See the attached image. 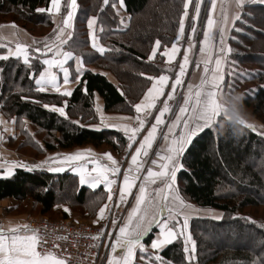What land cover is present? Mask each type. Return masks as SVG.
<instances>
[{
    "label": "trees",
    "instance_id": "1",
    "mask_svg": "<svg viewBox=\"0 0 264 264\" xmlns=\"http://www.w3.org/2000/svg\"><path fill=\"white\" fill-rule=\"evenodd\" d=\"M184 3L185 0H124V12L129 16L125 26L115 9L104 5L103 0H77L72 38L65 46L94 69H84L81 72L82 83L71 89V96H62L35 90L34 79L30 77L33 72L39 74L43 67L40 62L33 60L30 69L22 59L0 60V111L13 116L15 123L23 120L27 127L44 131L50 138L43 142L46 151L72 150L86 145L114 148V139L123 141L122 132L90 126L98 118L95 94L102 98L105 111L133 113V105L152 82L145 77H156L167 70L164 58L158 54L149 61V55L157 39L162 42L161 52L164 46L168 47L175 40ZM49 5L50 0H0V14L11 12L7 14L9 18H3L32 32V36L39 39L43 35L36 36L33 27L44 34L53 31L51 13L37 12L39 8H49ZM240 16L228 37L231 52L225 56L223 96L236 109H248L252 116L262 119L264 5L247 3ZM93 17L97 18V33L106 49L104 53L92 49L86 38L87 20ZM96 69L107 71L109 75ZM109 76L117 83L114 84ZM85 86L87 92L83 91ZM229 88L230 92L227 91ZM134 91L135 94H131ZM45 104L64 106L68 118L51 108L46 109L43 107ZM17 128L20 134V128ZM24 131L27 130L24 128ZM232 140L239 144L238 151L232 147ZM11 143L19 152L23 151L20 153L33 155L25 151V147H31L28 142L14 140ZM181 164L182 168L177 172L181 192L196 205L221 210L225 215L220 220L203 218L192 221L196 250L191 264H262L264 221L252 220L255 223H251L246 215L237 213L246 207H261L264 219V137L237 120L221 117L211 127L197 132L187 145ZM78 181V177L67 170L54 173L45 168H33L31 171L15 168L10 176L0 177V200L14 199L15 204L7 211H28L36 219L52 211L66 214L57 208L61 202L57 200V191L69 186L65 188V195H73L80 206V213L95 217L105 202L102 198L107 195L106 191L101 186L94 190L81 186ZM73 182H76L75 188L72 187ZM93 198L97 199L94 204ZM225 229L229 237L223 236L221 245L213 242L211 245L209 231ZM155 232L156 228L143 238V243H150ZM184 249L177 239L161 249L158 255L167 264H189Z\"/></svg>",
    "mask_w": 264,
    "mask_h": 264
},
{
    "label": "snow or ice",
    "instance_id": "2",
    "mask_svg": "<svg viewBox=\"0 0 264 264\" xmlns=\"http://www.w3.org/2000/svg\"><path fill=\"white\" fill-rule=\"evenodd\" d=\"M247 0H236L238 6H243ZM255 2V0H254ZM261 5H264V0H258ZM121 6L124 0H119ZM210 3L208 8L207 19L204 22L203 39L200 41L199 53L202 59H197L195 65L197 68L203 64V72L205 75L201 78L200 84L193 88L192 85H187L186 92L183 93V104H180L179 97L181 93L179 88L185 87L183 78L186 75V65L191 63L189 53L196 47L194 43H189V46L184 49L182 61L179 64V71L176 73L175 79L171 81L170 91L165 92V88L169 87L170 77L168 75H159L158 77L146 76L145 78L152 81L148 87L143 100L140 103L133 105L136 112L135 122L136 127L131 129L128 126H123L121 130L124 132L129 143L128 148L132 149L137 142L138 147H135L134 154L131 155V161L127 169H121L119 162L115 160L111 154H105L106 162H101L94 157H85L82 153H75L67 155L63 159V163L72 165L73 170L79 174V183L81 186H89L91 189L98 188L103 184L107 191L109 201L113 200V192L111 185L116 183L117 177L123 171V178L119 189V194L113 207L119 208L121 205L128 203L127 197H133L135 204L128 213L127 220L123 218L120 220L113 219L112 226L116 229V234L112 231L105 233L102 229L93 239H99L107 235L109 243L106 247L112 253H123L117 258H107V264H133L135 260V250L144 254L141 259L147 261V264H164L163 258L160 255L147 254V250L141 243V236L149 231L151 225L159 220L158 227L160 228V236L151 242V249L159 252L164 246L173 243L174 239H180L185 236V229L188 228V212L186 209L191 208L184 200L175 195L177 190L175 184L177 172L181 170L182 164H179V158L185 151V145L190 144L192 138L197 135V129L211 127L218 121V118H227L228 105L231 103L228 99L221 101V96L225 95V89L222 87L224 77L219 75L221 66V57L225 49L223 47V36L226 31L225 28L220 27L213 19L212 13L216 6V0H185L184 12L179 21V30L176 40L172 43L171 49L164 46V51H159L162 42L157 39L149 55V61L154 60L159 54L162 58H166V63L171 64L175 57L180 52L179 45L185 36V20L189 19V6H194V14L190 17V33L189 41L197 34L196 24L200 20V12L202 5ZM106 6L115 7L111 0H103ZM78 7L77 0H64V11L66 15L63 17L62 25L53 30L54 40L51 44L45 42L42 46L31 47L29 45L16 44L15 50H9L8 55H0V60H8L10 58L22 59L23 63L28 65L31 69L33 67V60L41 63L42 70L37 75L32 73L31 77L34 79L36 91L47 93L49 88L56 94L62 96H71L72 91L65 89L61 91L60 79L62 78L63 85H67L73 80L79 85L82 83L81 72L84 70L82 63L75 67V77L72 76V70L67 66L70 61L76 62L78 58L72 51L64 50V46L69 44L71 34L68 32L73 27L74 15ZM55 9L56 14L62 12V0H50L49 8H39L37 12L51 13ZM95 17L87 20V27L90 30V35L93 37L92 46L95 48L94 32L92 31L96 23ZM241 16L237 15L234 20H240ZM227 17L225 16V21ZM12 27L16 25L13 22ZM67 34V38L65 35ZM38 44L39 42H33ZM2 48H7V45H0ZM99 51L104 53L105 48L100 47ZM231 52V49L227 50ZM41 57H45L41 59ZM50 57V58H49ZM211 65V67H210ZM52 69H58L62 77L58 76ZM211 73V82L208 79V74ZM236 74V73H233ZM144 75L143 73L141 74ZM87 92V87L83 88ZM228 92L231 91L229 88ZM164 98L161 101V98ZM27 99V97H22ZM162 102V107L157 109V102ZM169 102H173L179 110V114L170 106ZM46 109L50 106L43 105ZM51 110L59 113L60 116L65 117L67 114L64 106H52ZM156 110L157 114L154 117V122L150 128H147L146 135H143L141 140L137 138L145 131L148 118L153 115ZM166 114L175 115V121L169 122L165 120ZM215 118V119H214ZM244 124L246 127L253 129L254 125L245 124V121L240 119L237 121ZM6 122L0 120V125ZM15 123V121H12ZM78 123V122H74ZM166 127L167 131H161V128ZM173 129H187V131H180L179 139H170V136H175ZM3 131H8L4 128ZM167 142L165 149L156 150L155 159H147L152 152L153 144L158 139ZM264 136V132L261 133ZM3 140V135L0 134V141ZM56 162V158H50ZM92 167L89 169L88 165ZM148 165L147 167H145ZM158 168L159 171L154 170ZM32 169L30 168L29 171ZM63 167H49L48 171L59 173L63 172ZM4 169L0 168V172ZM131 173V175H130ZM150 185H157L149 191ZM136 189L135 192L132 190ZM159 207L160 212L166 213L162 219L155 214L156 207ZM106 209L111 212L112 209L105 205L99 209L98 220H104ZM64 211L68 213L70 210L65 208ZM222 219V217H214ZM240 218V217H234ZM249 222L255 223L249 218ZM95 223V222H94ZM119 225V226H118ZM24 233V234H21ZM31 233V234H28ZM187 241L192 243L189 248L186 244L184 251L188 253V261L191 264L192 255L195 251V242L191 240L190 234L187 235ZM47 241L43 240L36 229H31L28 225H18L15 228H10L5 231L0 228V264H66L64 258H59L53 252L38 251V247L42 248Z\"/></svg>",
    "mask_w": 264,
    "mask_h": 264
},
{
    "label": "crops",
    "instance_id": "3",
    "mask_svg": "<svg viewBox=\"0 0 264 264\" xmlns=\"http://www.w3.org/2000/svg\"><path fill=\"white\" fill-rule=\"evenodd\" d=\"M62 1H64V0H62ZM255 2H258V0H255ZM247 3H254V0H247V2L245 4H247ZM114 4H115L114 9H115L117 15L119 16V18L121 20H123V24L125 26H127L128 21H129V16L127 13L124 12V6L120 5L119 0H115ZM245 4L241 7V6L237 5L236 0H230V1H225V2H223V0H216V6H215V9L212 13V16H213V19L217 22V24L220 27L223 26L227 30L225 41H224L227 44L224 47L225 52H226V47H227V49L229 48L228 43H227L228 37H229L231 30H232V28L236 22V20H234V17H236L237 15H240ZM228 5L230 6L229 8H228ZM49 7H50V5H49ZM209 7H210V3H206L205 5H202L201 12H200V20L196 24L197 34L194 37H192L191 41H189L188 37H189V33H190V24H191L190 17L194 14V6L192 5L189 21L187 22V20H185V36L181 40V44L179 45V47H180L179 54L175 57L174 61L171 64L166 63L165 62L166 58H164V64H165L167 70L162 72L159 75L163 74V75H168L170 77L169 87L165 88V92L170 91V84H171V81L175 79L176 73L179 71V64L182 61L184 49H186L189 46L190 42L194 43L196 45V47L189 53L191 63L189 65L185 66L186 75L183 78L184 83L186 80H201V78L203 77V64L201 63L200 67L197 68L195 65V62L197 59L203 58V57H201V55L199 53V47H200V41L203 39L202 33L204 30V22L207 19ZM225 16L227 17L226 21H225ZM51 17L53 18L52 19V21L54 22L53 27L55 29L59 26V25H57L56 21L59 24L60 15L56 14L55 9H53L51 12ZM2 23L6 24V25H11V26L13 24V22H11V21H7V22L5 21ZM18 29H20V28L18 27ZM178 30H179V28H178ZM92 31L94 32V37H95L94 42L96 44V47L94 48L92 46L93 37L90 35V30L88 28L87 37H88L90 47L92 49H94L95 51H99V48L103 47V45L99 40L96 23H95ZM176 37H177V35H176ZM176 37H175V40H176ZM65 38H67L66 35H65ZM172 43L168 46L169 49H171ZM16 44H20V43H16L15 41L13 42V45H12L13 51L15 50ZM64 50L68 51L65 46H64ZM225 52L221 58L222 62H221L220 73H219V75H222V76L224 73V64H225V56H226ZM74 55H75V53H74ZM75 56L78 58V60L76 62L70 61L69 64L67 65L70 68V70H73V68L75 69V67L79 66L81 63H82L83 69L93 68L92 66L87 65L85 62H83L82 58L79 55H75ZM223 57H224V61H223ZM52 71L56 72L58 76L62 77V74L60 73V71L58 69H52ZM96 71H99L101 73L109 75V74H107V71H104L102 69H96ZM75 75H76V73H74V75L72 73L73 77H75ZM158 76H156V77H158ZM109 78L111 79V81L114 84L117 83V81L113 77L109 76ZM60 84H61V91H64L65 89L71 90L72 88H74L77 85V83L74 80H73V82H71L67 85H63L62 78L60 79ZM183 88H185V87L179 88L178 91L181 92V89H183ZM147 89L142 94V96L136 101L135 104L140 103L143 100ZM48 92L54 93L50 88H49ZM159 103H161V105H162L161 101ZM95 108H96L97 113L99 115L98 116L99 119H97L98 123L92 124L95 126V127H92L94 129L110 128V129L119 130L120 132L124 133L121 130V128L123 126H128L129 129L137 126V124L135 122V117L137 115L136 112L134 114L132 113L133 115H130V116H129V114H121V113H112L113 115H110L109 114L110 112H107L104 110L103 100L97 94H95ZM104 118H106V119H104ZM0 120L6 122L5 124L0 125V134L5 136V135H10L9 133H12L13 137H15V134L17 135L15 123H12L11 121L8 122L4 118V116H2V115H0ZM150 127H151V124H149L148 126L146 125L145 131L142 133V135H140L141 138H143V135H146V130H147V128H150ZM4 128H7L8 131H6V132L3 131ZM163 129L164 128L162 127L161 130H163ZM158 141H159V139H158ZM87 146H89V145L77 147V149L75 148L76 150L72 149L69 152L68 151H60V152L61 153L66 152V153H68L67 155H71V154H75V153L79 152V153H82L85 157H94L97 160H100L101 162H106L105 154H110V153H108L106 151H102L101 155H97L96 151H93V152L88 151V150L85 151V148H88ZM90 147H92V146H90ZM92 148H94V147H92ZM112 157L117 161L119 160L117 156H112ZM33 160L38 161L40 163L39 167H37V165H35V164L31 165L32 163H34ZM57 166L58 167H66L67 171H69L73 175H76L79 179V174L77 171L73 170L72 165H70L68 163H63V162H61L60 159H57L55 163L53 162V160H47L46 156L37 160V159H34L33 157H31L29 155L21 154L17 150L16 146L13 143L9 142V139L8 140L3 139L2 141H0V168L4 169L3 172H0V177L10 176L15 168L31 167V168L35 169V168H45L46 167L45 169H48L49 167H57ZM91 167H92V165L89 164L88 168L90 169ZM120 176H122V175H120ZM119 178H121V177H119ZM121 182H122L121 179H119L118 182L111 185L114 202L116 201L117 196L119 194ZM116 184H117V186H116ZM85 186L90 188L87 185H85ZM100 186H102L104 188V190L107 192V195H108V191H107L106 187L103 184H101ZM132 191L135 192L136 190L133 189ZM114 198H116V199H114ZM127 200L129 202V204L127 203V204L121 205L122 207L126 208L124 211L125 218L128 216V213L131 211L132 207L135 204V200L133 197H127ZM14 204H15V201L12 198H4V199L0 200V228H3L5 231H7L10 228H15L18 225H25V224L28 225L33 219H35L32 217V215L28 211L27 212L26 211H18V212L7 211V208H9L11 205H14ZM104 206H105V203L101 207H104ZM65 208H66L65 205L61 204L60 209L62 211H64ZM67 209H69V208H67ZM98 213H99V210L97 212V215L95 217H92V218L87 217V216L85 218V216H83L79 210L73 211L70 214H71V216H73L72 218H75V219L77 218L78 220H86L89 223H94V222L98 223L99 222ZM39 217H41V216H39ZM152 225L156 226L157 231L154 233V237L152 238L150 243H148L146 245L143 244V245H144L145 249L155 253L156 250L151 249V242L154 239H156L158 236H160V228L158 227L159 220H157V222L153 223ZM112 232H113V235L116 234V229H114L113 226H112ZM21 234H24V233H21ZM28 234H31V233H28ZM141 238H142L141 239V242H142L143 237H141ZM108 243H109V239L106 241H103L99 246V264H107V258L115 259V258H117L118 255H123V253H112L110 251V249L108 247H106V244H108Z\"/></svg>",
    "mask_w": 264,
    "mask_h": 264
},
{
    "label": "rangeland",
    "instance_id": "4",
    "mask_svg": "<svg viewBox=\"0 0 264 264\" xmlns=\"http://www.w3.org/2000/svg\"><path fill=\"white\" fill-rule=\"evenodd\" d=\"M113 3H115V0H111ZM225 1H230V0H223V2H225ZM63 7H64V1H62V12L59 14L60 15V20H59V24H58V22L56 21V23H57V25H59V26H61L62 25V20H63V17L66 15V12L65 11H63ZM230 6L228 5V8H229ZM191 9H192V5H190L189 6V9H188V12H189V17H190V14H191ZM76 10H74V12H75ZM145 10H144V14H145ZM8 13H10V14H12L11 12H3V13H1L0 14V45H7L8 47L7 48H2V47H0V51H2V52H0V55H8L9 54V50H11V51H13V48H12V45H13V42L15 41L16 43H20V44H22V45H29V46H31V47H37V46H42L45 42H47V43H49V44H51L52 42H53V40H54V36H53V31H51L50 32V34H47L48 33V31L44 34V32H42L41 30H39L38 28H34L33 27V29H32V31L34 32V34L36 35V36H40L41 34L43 35V37H41V38H37V37H35V36H32V32H29V31H27L26 29H24L23 27H21V26H19V25H17L16 23H15V25L17 26V27H15V28H13L11 25H6V24H3L2 22H5L6 20H5V18H3V17H5L6 16V18L8 17L9 18V15H7ZM51 19H53L52 17H51ZM187 20V22L189 21V19H186ZM7 22V21H6ZM12 22V21H11ZM52 23H53V26H54V22L52 21ZM18 27L20 28V29H18ZM223 27V26H222ZM224 28V27H223ZM49 29V28H48ZM53 29H54V27H53ZM71 30H73V27L70 29V30H68V32L71 34ZM227 31V30H226ZM226 31L224 32V36H223V47H225L227 44H226V42H224L225 41V37H226ZM87 32H88V29L86 30V35H87ZM38 34H40V35H38ZM66 36H67V34H66ZM87 39H88V37H86ZM13 41V42H12ZM39 42L38 44H34L33 42ZM66 47V46H65ZM67 49V48H66ZM229 49V48H228ZM227 47H226V52H225V54L228 52L227 50ZM68 50V49H67ZM68 51H70V50H68ZM73 52V51H72ZM76 55H78V54H76ZM43 58H45V57H41V59H43ZM50 58V57H49ZM222 58V57H221ZM223 61H224V57H223ZM211 67V66H210ZM73 68V67H72ZM72 73H73V75H74V73H75V71H74V68H73V70H72ZM205 75V73L203 72V76ZM211 73H209L208 74V79H209V81L211 82ZM200 81L201 80H186L185 81V83H184V85H185V88H183V89H181V96L179 97V100H180V104H183V93L184 92H186V90H187V85H192L193 86V88H195V86H197V85H199L200 84ZM151 84H152V82H151ZM151 84L149 85V87L151 86ZM63 92V91H62ZM131 94H135V91L134 92H132ZM164 98L162 97L161 98V101L163 100ZM221 101L224 99V96H221ZM160 101H158L157 102V109L159 108V107H162L163 105H161V103H159ZM170 103V106H172L174 109H175V111H176V113L177 114H179V110H178V107L173 103V102H169ZM159 105V106H158ZM53 106V105H52ZM52 106H50L49 108H51ZM228 108H229V111H228V113H227V115L228 116H231L232 117V119H234V120H240V119H242V120H244L245 121V124H252V125H254V128L252 129L253 131H255L256 133H258L259 135H261V133L262 132H264V118H256V117H254V116H252L251 114H250V111L248 110V109H245V110H243V111H240V110H238V109H236L235 107H233L232 105H228ZM115 113H117V112H115ZM135 113V111H133V114ZM98 114V113H97ZM110 115H113L112 113H109ZM132 113H129V116L130 115H133ZM157 114V111L156 110H154L153 111V115L151 116V117H149L148 118V123L146 124L147 126L149 125V124H152L153 122H154V117H155V115ZM0 115H2V116H4V118L9 122V121H13L14 120V118H13V116H11V115H6L5 113H3L2 111H0ZM99 116V115H98ZM97 119H99V118H97ZM104 119H106V118H104ZM215 119V118H214ZM18 120H20V119H18ZM165 120L166 121H169V122H174L175 121V115H171V114H166V116H165ZM21 122H16L15 123V128H16V132H17V135L15 134V137H13V135H12V133H9L10 135H3V139H5V140H8L9 139V142H11V141H14V140H16L17 142H23V141H26V142H28L29 143V145L31 146V147H25V151H28V152H30V153H32L33 155L32 156H36V157H39V158H36V157H33L34 159H41V158H43V157H45L46 156V159L47 160H52V159H50V158H52V157H55L56 158V160L57 159H60L61 160V162L63 161V159H64V157L68 154V153H61L60 151H70V150H62V149H57V150H55L54 152L53 151H46L45 150V148H44V145H43V142L46 140V139H48V140H50V138L46 135V133L43 131H40L38 128H29V127H27L26 125H25V123H23L24 121L23 120H20ZM96 123H98V120L95 122V123H93V124H96ZM17 126L20 128V134H19V129L17 128ZM90 126H93V127H95L94 125H90ZM163 127V126H162ZM24 128H25V130H27L26 132L24 131ZM164 129L163 130H161V131H163V132H166L167 131V128L166 127H163ZM201 129H197V132L198 131H200ZM180 131H187V129H173V132L174 133H176V135L175 136H170V139H179V133H180ZM122 135H123V141L122 142H117V140L116 139H114L115 140V142H116V144H115V147L114 148H111L110 146H106V145H102V146H100V147H98V148H92L93 146L92 145H89V146H87L88 148H85V151L86 150H88V151H91V152H93V151H96V153H97V155H101V152L102 151H106V152H108V153H110L112 156H117L118 157V162H119V165H120V167H121V169L123 170V169H127L128 167H129V164H130V161H131V155L132 154H134V152H135V147H138L139 146V143L137 142V144L136 145H134L133 146V148L132 149H130V151H129V153L126 155V152H127V150H128V146H127V144H128V139H127V137L125 136V134L124 133H122ZM142 135V134H141ZM159 133H158V139H159ZM262 136V135H261ZM264 137V136H263ZM142 138L139 136V138H137V140L139 141V140H141ZM158 139H157V141L153 144V149H152V152H150V156L147 158V159H149V161L151 160V159H155L156 157H155V155H154V153H155V151L156 150H160V149H165L166 147H167V142L166 141H164V140H160L159 139V141H158ZM234 140H232V147L234 148V150L236 151H238L239 150V144L237 143V142H233ZM187 145L188 144H186L184 147H185V149H186V147H187ZM90 146H92V147H90ZM77 149V148H76ZM75 149V150H76ZM22 150H20V152H21ZM58 151V152H57ZM74 151V150H73ZM23 152V151H22ZM22 154V153H21ZM40 154H42L43 156L41 157V156H38V155H40ZM184 154V153H183ZM26 155H28V154H26ZM31 156V157H32ZM183 156V155H182ZM182 156L179 158V161H178V163L179 164H181V158H182ZM251 156H249L248 158H250ZM33 162L34 163H32L31 165H37V167H39V165H40V163L38 162V161H35V160H33ZM41 162V161H40ZM42 163V162H41ZM148 165H146L145 167H147ZM31 167H28V169H30ZM46 168V167H45ZM65 170H67L66 169V167H63ZM31 169H33V168H31ZM64 170V171H65ZM155 170H157V171H159V169L158 168H156ZM121 175L122 176H119V177H121V178H119V177H117V178H115L116 179V182H118V180L119 179H121V181H122V178H123V171L121 172ZM130 175H131V173H130ZM79 182V181H78ZM80 184V183H79ZM175 184H176V186H177V190L174 192V194L175 195H178L179 197H181L183 200H184V202L186 203V204H188V205H191V208H188V209H186V211L188 212V228L187 229H185V236L184 237H181L180 239H179V241H181L182 242V244H183V246L185 247L186 246V244H187V246L189 247V248H191L192 247V243L191 242H189V241H187V235H189L190 234V236H191V240L192 241H194L195 242V250H196V240H195V238H194V235H193V232H192V224H193V220L194 221H196V219H203V218H205V219H213V220H220V219H216V218H214V217H224L225 215H224V213L221 211V210H216V209H211V208H204V207H200V206H198V205H196L195 203H193V202H191L182 192H181V182L177 179V176H176V181H175ZM69 185H70V183H69ZM75 186H76V182H73V188H75ZM116 186H117V184H116ZM102 187V186H101ZM154 187H157V185H150L149 186V191H151V189L152 188H154ZM65 188H69V186H65L64 187V189H60V191H57L58 192V197H57V200L58 201H61L60 202V204H58L57 205V208H58V210H60V208H61V204H62V202H64V205H65V207L66 208H69L70 209V211L68 212V213H61V212H59L60 214H61V217L63 218V216H65V217H73V216H71V212H73V211H78L79 209H80V206H79V204L76 202V200H75V198L73 197V195H71V194H66L65 195ZM103 190H104V188H103ZM136 190V189H135ZM106 194H107V192H106ZM100 195H102V194H98V196H100ZM97 196V197H98ZM107 197H108V195H106L105 197H103L102 198V200L104 199L105 200V205H108L109 206V204L111 203V202H113V200L112 201H109L108 199H107ZM96 198H93V204L96 202ZM101 200V201H102ZM114 203V202H113ZM127 204V203H126ZM128 204H129V202H128ZM35 206V204H33V207ZM120 208L122 209V214H123V220L124 221H126L127 220V217L125 218V215H124V211H125V207H122V206H120ZM262 212H263V208H261V207H246V208H244V209H242L240 212H238L237 213V215L238 214H243V215H246L247 216V218L249 219V218H251V220H261V221H264V219L262 218ZM60 214H58V212H49L48 214H46V216L49 218V219H59L60 218ZM63 214H65V215H63ZM70 214V215H69ZM155 214L156 215H158L159 217H160V219H162L163 218V216L164 215H166V213H162V212H160V209H159V207L157 206L156 207V209H155ZM85 218H86V216H85ZM36 219V218H35ZM35 219H33V220H35ZM39 219V218H38ZM73 219H75V218H73ZM77 219V218H76ZM82 221H86V220H82ZM100 222H102V220H99V222L98 223H100ZM98 223H95V224H98ZM194 225H196L195 223H194ZM156 228V226L155 225H151V228H150V230L149 231H147V232H145L144 233V235L143 236H141V237H143V238H145V236L147 235V234H149V232H151L153 229H155ZM212 230V229H211ZM157 231V230H156ZM210 236V244L211 245H213V243L214 244H220L221 245V243H223V242H221V241H224V239H223V236H225L226 238L227 237H229V232H228V230L227 229H225V230H222V231H209V234H208V237ZM142 239V238H141ZM175 240H177V239H174V241ZM236 241V240H235ZM248 240H246V242H247ZM213 242V243H212ZM142 244H144L143 243V241L141 242ZM146 245V244H145ZM144 246V245H143ZM147 250V249H146ZM194 253H195V251L193 252V253H191V255H194ZM147 254H151V255H157V254H159V252H155V253H153V252H151V251H149V250H147ZM188 254V253H187ZM142 255H144V254H142L140 251H139V249H136L135 250V260H134V262H133V264H147V261L146 260H144V259H141V256ZM189 255V254H188ZM192 257H194L195 258V256H192ZM156 264H160V262L159 261H157L156 262ZM164 264H167L166 262H164ZM262 264H264V260H263V262H262Z\"/></svg>",
    "mask_w": 264,
    "mask_h": 264
},
{
    "label": "built area",
    "instance_id": "5",
    "mask_svg": "<svg viewBox=\"0 0 264 264\" xmlns=\"http://www.w3.org/2000/svg\"><path fill=\"white\" fill-rule=\"evenodd\" d=\"M113 202L109 204L112 211L106 209V218L98 224L71 217L54 220L41 216L32 220L28 226L36 229L37 234L47 241L37 250L53 252L57 257L64 258L66 264H99V246L108 240V237L107 235L99 239L93 237L102 229L105 233L112 231V220L123 218L122 209L113 207Z\"/></svg>",
    "mask_w": 264,
    "mask_h": 264
},
{
    "label": "water",
    "instance_id": "6",
    "mask_svg": "<svg viewBox=\"0 0 264 264\" xmlns=\"http://www.w3.org/2000/svg\"><path fill=\"white\" fill-rule=\"evenodd\" d=\"M128 143H129V141H128ZM127 146H128V144H127ZM129 151H130V149L128 148V150H127V152H126V155L129 153Z\"/></svg>",
    "mask_w": 264,
    "mask_h": 264
}]
</instances>
